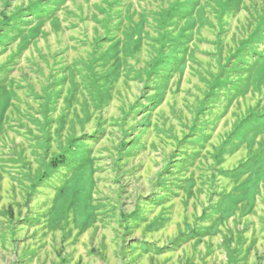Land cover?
<instances>
[{"label":"rangeland","instance_id":"374dc122","mask_svg":"<svg viewBox=\"0 0 264 264\" xmlns=\"http://www.w3.org/2000/svg\"><path fill=\"white\" fill-rule=\"evenodd\" d=\"M0 264H264V0H0Z\"/></svg>","mask_w":264,"mask_h":264},{"label":"trees","instance_id":"16d2710c","mask_svg":"<svg viewBox=\"0 0 264 264\" xmlns=\"http://www.w3.org/2000/svg\"><path fill=\"white\" fill-rule=\"evenodd\" d=\"M57 163H60V161H58V160H55V162H52V166H55V167H57Z\"/></svg>","mask_w":264,"mask_h":264}]
</instances>
